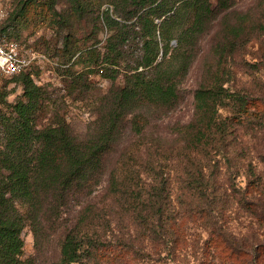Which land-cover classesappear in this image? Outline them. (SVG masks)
<instances>
[{"label":"trees","instance_id":"obj_1","mask_svg":"<svg viewBox=\"0 0 264 264\" xmlns=\"http://www.w3.org/2000/svg\"><path fill=\"white\" fill-rule=\"evenodd\" d=\"M64 1L70 16L96 15L105 31L102 47L92 45L80 53L84 68L100 67L103 78L118 84L99 98L93 133L80 140L57 114L39 123L48 110L47 93L27 71L6 78L21 81L25 101L8 104L1 97L0 264H35V257L22 258L24 228L31 231L39 251L50 233H60L58 260L49 264H85L95 258L102 241L91 199L103 182L110 203L149 232L155 246L166 247L171 258L200 244L199 234L188 230V225H197L209 230L200 244L204 258L199 264L263 259L260 247L252 256L229 241L216 211L233 197L231 185L225 187L217 179L218 156L227 162L234 158L228 148L235 126L224 114L229 111L239 120L257 105L231 90L228 52L241 48L242 40L264 37V0L254 19L238 13L236 23L222 24L223 43L215 46L214 70L193 92L191 119L175 127L180 145L164 157L157 154L154 141L144 142L149 116L177 107L200 39L220 15L232 10L234 0H216L214 5L211 0ZM7 29L9 37L15 35L12 27L1 28L0 34ZM17 37L11 39L22 44ZM64 48L71 56L77 52L69 36ZM125 135L134 140L132 149L120 153L108 171V159ZM246 177L247 190H256L251 165ZM176 183L180 188L174 197Z\"/></svg>","mask_w":264,"mask_h":264},{"label":"rangeland","instance_id":"obj_2","mask_svg":"<svg viewBox=\"0 0 264 264\" xmlns=\"http://www.w3.org/2000/svg\"><path fill=\"white\" fill-rule=\"evenodd\" d=\"M215 1L211 0V3L214 5ZM261 1L234 0L232 10L220 15L213 28L202 36L199 53L184 80L182 97L177 107L167 113H152L149 116L150 124L144 142L154 141L157 154L163 155L162 157L171 156L172 150L175 151L180 145L174 133L175 127L191 119L193 92L207 82L208 75L214 70L215 46L223 43L222 24L236 23L238 13L248 14L250 19H254L261 11ZM67 9L68 5L64 0H0V11L4 15L0 29L12 27L22 42V50L32 52L37 57L26 73L47 93L44 103L48 105V110L41 114L39 123L45 124L53 114H57L65 120L74 137L84 140L93 133L99 98L118 82L112 83L103 78L100 67L87 71L84 68L85 58H78L88 47L93 45L100 48L103 45L105 31L96 15L78 19L70 16ZM15 35L12 34L10 38H15ZM66 36L72 38L77 49L73 56L65 52ZM244 41H241V48L228 52L227 66L232 72L229 85L239 97L246 101L256 100L257 105L250 107L248 117L242 116L239 120L229 111L223 113L233 119L235 126L231 136L232 146L228 148L229 155L234 158L227 162L218 156L217 166L221 171L217 173V179L225 187L226 184L231 185L233 197L223 209L216 211V216L229 241L255 256V249L258 247L260 253L264 254V37L253 36L251 40ZM2 96L8 104L25 101L21 81L0 80V111L3 110ZM235 109L236 107L233 110ZM132 141L134 140L127 135L122 138L111 159H108V171L114 166L120 153L132 149ZM248 165H251L256 174V190H247L246 187ZM175 176L179 178L178 173ZM104 177L105 180L106 176ZM105 186L103 182L91 199L96 212L95 229L102 242L97 256L85 264H199L203 260L200 244L209 237V230L188 225L190 233L199 234L200 244L189 245L183 254L177 253V256L171 258L166 254V247L155 246L149 232L110 203ZM178 188V183L173 185L174 197L179 195ZM59 234L50 233L39 251L34 246L31 231L24 228L20 233L23 240L22 258L35 257V264L57 261ZM244 264H264V258L246 261Z\"/></svg>","mask_w":264,"mask_h":264},{"label":"built area","instance_id":"obj_3","mask_svg":"<svg viewBox=\"0 0 264 264\" xmlns=\"http://www.w3.org/2000/svg\"><path fill=\"white\" fill-rule=\"evenodd\" d=\"M4 15L0 11V24ZM10 30L0 34V80L26 72L37 57L32 52H24L21 44L9 37Z\"/></svg>","mask_w":264,"mask_h":264}]
</instances>
